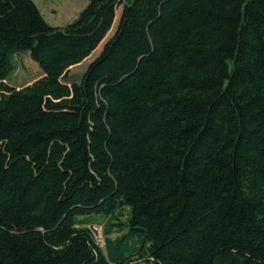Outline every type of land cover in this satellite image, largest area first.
Instances as JSON below:
<instances>
[{
	"label": "trees",
	"instance_id": "trees-1",
	"mask_svg": "<svg viewBox=\"0 0 264 264\" xmlns=\"http://www.w3.org/2000/svg\"><path fill=\"white\" fill-rule=\"evenodd\" d=\"M0 264H264V0H0Z\"/></svg>",
	"mask_w": 264,
	"mask_h": 264
},
{
	"label": "rangeland",
	"instance_id": "rangeland-1",
	"mask_svg": "<svg viewBox=\"0 0 264 264\" xmlns=\"http://www.w3.org/2000/svg\"><path fill=\"white\" fill-rule=\"evenodd\" d=\"M41 8L45 18L53 25H65L73 21L80 13V11L88 4L89 0H35ZM28 61V60H27ZM82 64L74 67L72 71H68L66 76L79 78ZM69 77V78H70ZM103 225V224H102ZM102 225H96L98 236L101 241Z\"/></svg>",
	"mask_w": 264,
	"mask_h": 264
},
{
	"label": "built area",
	"instance_id": "built-area-1",
	"mask_svg": "<svg viewBox=\"0 0 264 264\" xmlns=\"http://www.w3.org/2000/svg\"><path fill=\"white\" fill-rule=\"evenodd\" d=\"M99 238H101V237H99ZM102 241H103V239H102Z\"/></svg>",
	"mask_w": 264,
	"mask_h": 264
}]
</instances>
